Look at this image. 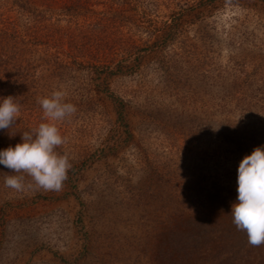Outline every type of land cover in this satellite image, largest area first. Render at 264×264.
Masks as SVG:
<instances>
[{
  "label": "rangeland",
  "instance_id": "1",
  "mask_svg": "<svg viewBox=\"0 0 264 264\" xmlns=\"http://www.w3.org/2000/svg\"><path fill=\"white\" fill-rule=\"evenodd\" d=\"M54 90L72 167L17 192L0 164V264H264L231 214L264 147V0H0V150Z\"/></svg>",
  "mask_w": 264,
  "mask_h": 264
},
{
  "label": "clouds",
  "instance_id": "2",
  "mask_svg": "<svg viewBox=\"0 0 264 264\" xmlns=\"http://www.w3.org/2000/svg\"><path fill=\"white\" fill-rule=\"evenodd\" d=\"M43 110V122L29 132H23L20 143L0 150V164L14 175L4 177L5 186L17 192L26 189L60 191L72 167L68 155L56 149L65 143L57 126L72 116L76 106L66 102V92L54 90L37 101ZM20 107L15 97L0 98V130L16 123ZM219 127H213L218 130ZM237 202L231 208L232 222L247 235L253 247L264 246V147H256L243 157L238 166ZM26 177L31 180L26 182Z\"/></svg>",
  "mask_w": 264,
  "mask_h": 264
}]
</instances>
